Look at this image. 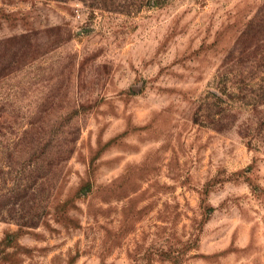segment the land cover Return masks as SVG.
I'll list each match as a JSON object with an SVG mask.
<instances>
[{"label": "rangeland", "instance_id": "obj_1", "mask_svg": "<svg viewBox=\"0 0 264 264\" xmlns=\"http://www.w3.org/2000/svg\"><path fill=\"white\" fill-rule=\"evenodd\" d=\"M264 0H0V264H264Z\"/></svg>", "mask_w": 264, "mask_h": 264}, {"label": "trees", "instance_id": "obj_2", "mask_svg": "<svg viewBox=\"0 0 264 264\" xmlns=\"http://www.w3.org/2000/svg\"><path fill=\"white\" fill-rule=\"evenodd\" d=\"M262 87H264V86H262Z\"/></svg>", "mask_w": 264, "mask_h": 264}]
</instances>
